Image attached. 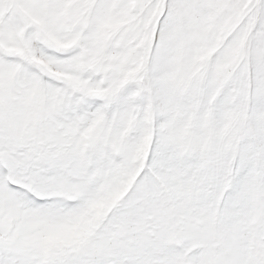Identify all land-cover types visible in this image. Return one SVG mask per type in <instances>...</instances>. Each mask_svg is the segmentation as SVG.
<instances>
[{
    "label": "snow or ice",
    "instance_id": "obj_1",
    "mask_svg": "<svg viewBox=\"0 0 264 264\" xmlns=\"http://www.w3.org/2000/svg\"><path fill=\"white\" fill-rule=\"evenodd\" d=\"M0 264H264V0H0Z\"/></svg>",
    "mask_w": 264,
    "mask_h": 264
}]
</instances>
